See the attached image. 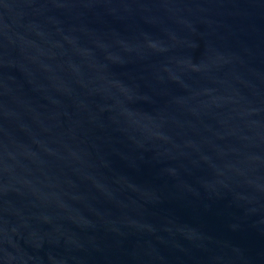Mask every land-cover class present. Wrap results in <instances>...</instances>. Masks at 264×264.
<instances>
[{"label":"water","instance_id":"water-1","mask_svg":"<svg viewBox=\"0 0 264 264\" xmlns=\"http://www.w3.org/2000/svg\"><path fill=\"white\" fill-rule=\"evenodd\" d=\"M0 264H264V0H0Z\"/></svg>","mask_w":264,"mask_h":264}]
</instances>
